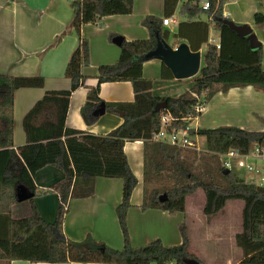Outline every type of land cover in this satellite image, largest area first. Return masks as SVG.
Returning <instances> with one entry per match:
<instances>
[{"label": "trees", "instance_id": "16d2710c", "mask_svg": "<svg viewBox=\"0 0 264 264\" xmlns=\"http://www.w3.org/2000/svg\"><path fill=\"white\" fill-rule=\"evenodd\" d=\"M204 1L209 3L206 10L200 7L198 0H187L178 11L185 21L179 23L175 37L185 41L190 51L197 52L207 43L208 24L219 37L218 48L206 44L201 66L190 79L192 85L188 91L176 97L155 96L153 81L142 77L144 62L140 59L153 49L154 33L162 28V19L155 16H146L141 21L150 32L149 38L122 39L116 62L97 68V85L87 91L80 109L87 125L97 119L91 112L102 103L98 98L101 84L129 82L134 95L132 103H105L106 112L124 113L122 123L105 136L84 134L65 127L69 98L76 89L84 86L86 76L82 70L89 66V44L80 37V29L103 17L131 14L134 0H69L73 10L71 28L77 37L64 71V77L70 80V88L47 92L35 103L23 119L26 144L17 149L13 145V94L20 88H42L43 78L0 75V264L13 261L31 264H189L194 261L204 264L189 250L184 222L177 226L179 245L164 246L155 239L138 248L130 246L126 214L137 180L129 168L123 146L134 141H141L143 145L141 210L183 213L186 198L201 190L205 198L202 215L210 222L223 211L227 202L240 201L243 204L241 231L235 237V243L242 256L237 264H264V185L245 183L232 172L223 174L218 157L213 155L230 149L246 153L251 144L264 147V130L189 128L190 136L205 139L206 151L202 153L151 140L152 134L161 127L162 115L172 118L167 131L188 127L191 120L200 115L194 111L199 97L205 105L213 94L230 88L250 86L264 92L262 47L252 51L248 39L230 27V22L223 17V0ZM174 6L169 8L168 0H165V17L172 15ZM203 14L209 17L208 24L197 21ZM253 19L256 26L264 25V15L256 13ZM117 36L111 34L109 39ZM160 79L173 80L164 65H161ZM163 101L167 103L166 109L155 111V106ZM46 166L54 167L62 174L61 179L44 192L54 193L58 198L55 219L51 223L42 218L33 204V198L40 194L33 186V176L36 170ZM97 177L122 181V198L115 208L123 238L121 250L97 243L89 236L82 242H71L63 233L69 202L90 197ZM150 178L152 183L164 184L149 188ZM18 186L33 194L28 200L31 214L13 219L10 210L18 203L15 196ZM163 194L166 200L160 203L158 198Z\"/></svg>", "mask_w": 264, "mask_h": 264}, {"label": "crops", "instance_id": "0c3cea01", "mask_svg": "<svg viewBox=\"0 0 264 264\" xmlns=\"http://www.w3.org/2000/svg\"><path fill=\"white\" fill-rule=\"evenodd\" d=\"M186 1L168 0L169 8L175 4L173 13L169 16L174 23L168 27L162 26L161 31L158 32L160 37L172 48L180 43H185V41L177 39L175 35L178 32L179 23L185 21L179 16L178 11L180 5ZM203 1L198 0L200 7H202ZM164 2L165 0H134L131 14L103 17L94 24H86L81 27L80 37L87 40L89 44V66L82 70V74L86 76L84 86L76 89L69 98L65 118L66 128L84 134L105 136L122 123V117L118 113L105 111L92 124L87 125L80 114V109L85 102L87 91L97 85L95 79L97 68L100 65L113 64L118 59L119 46L109 39V35L116 34L125 41L149 38L150 32L141 25V21L146 16H155L160 20L164 18ZM262 4H264V0H223L222 10L223 17L227 21L238 26L250 27L252 34L262 47L261 65L264 70V25L256 26L253 19L256 13L264 15ZM72 20L73 10L69 0H0V75L41 76L43 78L42 88H20L13 94L14 149L26 144L23 119L35 103L41 100L47 92L67 91L70 88V80L64 77V71L77 42V37L71 28ZM197 21L208 24L210 19L203 14L197 18ZM212 40L219 41V37L212 30V25L208 24L207 43L202 44L198 50L200 66L202 56L206 51V44H211ZM161 65L157 60L146 61L142 65V77L153 81L152 92L155 96L176 97L191 88L190 79L161 80ZM98 98L104 104L132 103L134 101L129 82L101 84ZM193 122L195 125L191 126ZM188 127L193 130L236 127L247 131H263L264 92L250 86L216 92L204 105L200 115L191 120ZM123 152L129 168L137 180L126 214L130 246L138 248L155 239H159L164 246L179 245L181 239L177 226L181 222H186L190 198L187 197L185 200L183 213L169 214L157 209L141 210L144 187L142 142H126ZM61 177L62 174L59 170L46 166L36 170L32 179L36 192L40 193L33 198V204L42 218L49 223L55 219L58 198L54 193L44 192ZM203 196L202 193L203 202L197 210V219L201 224L203 222V235L207 239L210 236L213 237L214 233L211 228L218 220L229 218L231 205L237 209L236 219L241 230L242 202H227L223 211L207 223L201 215L205 203ZM121 198L122 181L120 179L97 177L94 180L93 194L90 197L69 202L63 223L65 238L78 243L89 236L97 243H102L114 250H121L123 238L115 214V208L120 204ZM30 214L31 207L27 201L13 205L10 210V217L13 219L25 218ZM229 221L230 219H228V223ZM203 239L204 242L208 241ZM228 247V253L239 254V260L234 261L230 254H225L219 260L217 255L210 254L203 258V256H197L198 254L193 251L190 252L204 264H237L242 256L241 250L236 246L235 240H231ZM189 250H191L190 243ZM9 264L31 263L13 261Z\"/></svg>", "mask_w": 264, "mask_h": 264}, {"label": "rangeland", "instance_id": "374dc122", "mask_svg": "<svg viewBox=\"0 0 264 264\" xmlns=\"http://www.w3.org/2000/svg\"><path fill=\"white\" fill-rule=\"evenodd\" d=\"M194 125H195V122L191 123V126H194ZM195 144L201 151H206L205 139L203 137L197 136L195 138ZM196 163L198 162L196 161L195 164ZM232 173L237 178H241L243 182L247 183L250 181L254 183L255 185L260 184L261 183L260 179L264 177L260 173L252 175V174L244 172L242 169H235L232 171ZM152 178L149 179V185H148L149 188L156 187V186H162L164 184L162 182H156V181L152 183ZM195 193L189 196L190 198L189 199V210H188L189 212L187 214L186 222H184L187 228V235L190 241L189 243L191 245L190 251L197 253L198 254L197 256H203V258L206 255L209 256L210 254H212V256L217 255L216 256L218 257L217 259L220 260V258L222 259L225 254L226 255L230 254V252L228 253V249H229L228 243H230L231 240H235V237L241 231L238 220L236 219L237 209L234 207H231L232 205L229 204L231 205L230 208H232L230 210V216L228 215L229 217L228 219H230L229 223H228L227 218L218 220L211 228L212 233H214L213 237L210 236V238L207 239L203 235V228H204V226L202 225L203 222L201 224L199 220L197 219V216H198L197 210L202 205V202H203V198H202L203 192L200 190L197 194ZM27 203H29V201H27ZM202 217L204 221L206 222L203 215ZM227 226H228V229H227ZM203 238L207 239L208 241L204 242ZM230 256L232 259H234V261L239 260V254H236L235 252L233 254L231 253Z\"/></svg>", "mask_w": 264, "mask_h": 264}, {"label": "water", "instance_id": "95a60500", "mask_svg": "<svg viewBox=\"0 0 264 264\" xmlns=\"http://www.w3.org/2000/svg\"><path fill=\"white\" fill-rule=\"evenodd\" d=\"M230 27L241 37H245L249 41L250 49L252 51L261 47L255 36L252 34L250 27L246 25L238 26L233 23H229ZM122 41L121 36H117L112 39V42L119 46ZM146 62L150 60L159 61L168 71L171 73L173 79L184 80L194 77L200 68V53L190 51L189 47L185 43L178 44L175 48H172L167 42L160 37L158 32L154 33V46L153 49L146 53L141 59ZM167 103L163 101L158 103L154 110L160 111L166 109ZM105 113V104L100 103L95 109L92 110L91 115L93 117H99ZM121 117L123 112L118 113ZM228 171L224 170L223 174H227ZM15 196L18 203L28 201L33 198V194L30 193L23 186H18L15 190ZM166 200L165 194L158 198V201L162 203ZM189 264H197L194 261H190Z\"/></svg>", "mask_w": 264, "mask_h": 264}, {"label": "built area", "instance_id": "2783aa9c", "mask_svg": "<svg viewBox=\"0 0 264 264\" xmlns=\"http://www.w3.org/2000/svg\"><path fill=\"white\" fill-rule=\"evenodd\" d=\"M202 8L206 10L209 7L207 1H203ZM171 23H174L168 17L162 18V26L168 27ZM211 44L219 47V41H210ZM195 97V96H194ZM198 103L194 108L195 113L200 114L203 110L204 105L201 104L202 97L197 98ZM172 118L165 114L160 117L161 127L157 133L152 134L151 140L157 143L173 146L183 150H189L194 152H205L201 151L195 144V136H190L186 127L184 130L178 131H167ZM217 156L220 164L224 170L232 172L235 169H242L244 172L249 174H262L264 176V147L258 144H251L246 153H240L238 150L230 149L225 153H213ZM261 183L257 184L260 186L264 185V177L260 179Z\"/></svg>", "mask_w": 264, "mask_h": 264}]
</instances>
